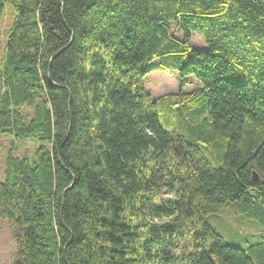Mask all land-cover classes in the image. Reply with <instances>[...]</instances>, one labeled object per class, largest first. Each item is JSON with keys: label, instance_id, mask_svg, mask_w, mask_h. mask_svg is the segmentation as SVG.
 <instances>
[{"label": "trees", "instance_id": "16d2710c", "mask_svg": "<svg viewBox=\"0 0 264 264\" xmlns=\"http://www.w3.org/2000/svg\"><path fill=\"white\" fill-rule=\"evenodd\" d=\"M7 15L0 140L35 145L0 176L14 264H264V240L206 222L237 201L264 226V0H0ZM159 69L200 88L153 98Z\"/></svg>", "mask_w": 264, "mask_h": 264}, {"label": "rangeland", "instance_id": "374dc122", "mask_svg": "<svg viewBox=\"0 0 264 264\" xmlns=\"http://www.w3.org/2000/svg\"><path fill=\"white\" fill-rule=\"evenodd\" d=\"M9 22L10 18L7 15L2 24H0V32L2 34L0 38V61ZM201 37L194 35L193 45L205 49L206 42ZM143 86L153 98H158L168 93L182 92L188 94L200 88V84L194 79H181L176 71L166 69L156 70L146 76L143 79ZM160 120L165 129H174L173 119L168 113L161 112ZM12 147L17 150L16 155L19 156L30 155L35 149V145L30 140L20 142L10 136H3L0 140V176L4 174L6 156ZM238 208L239 203L237 201L228 202L220 211L208 214L206 222L218 235L223 237L228 245L239 248L260 245V242L264 240L261 235L264 233V226L259 224L256 219L244 215ZM16 232V227L10 221L0 220V264H14L17 251Z\"/></svg>", "mask_w": 264, "mask_h": 264}, {"label": "water", "instance_id": "95a60500", "mask_svg": "<svg viewBox=\"0 0 264 264\" xmlns=\"http://www.w3.org/2000/svg\"><path fill=\"white\" fill-rule=\"evenodd\" d=\"M59 53H61V51H60ZM59 53H57L54 57L58 56ZM70 128H71V126H69V132H70ZM68 134H69V133H68ZM60 161H61V159H60ZM73 178H74V177H73ZM254 178H255V180H259V176H258V174H257L256 172H254Z\"/></svg>", "mask_w": 264, "mask_h": 264}, {"label": "bare ground", "instance_id": "6f19581e", "mask_svg": "<svg viewBox=\"0 0 264 264\" xmlns=\"http://www.w3.org/2000/svg\"><path fill=\"white\" fill-rule=\"evenodd\" d=\"M167 83V82H166ZM160 87V86H159Z\"/></svg>", "mask_w": 264, "mask_h": 264}]
</instances>
